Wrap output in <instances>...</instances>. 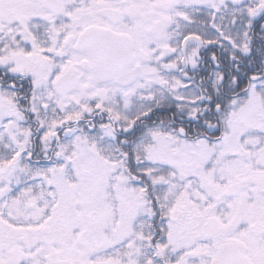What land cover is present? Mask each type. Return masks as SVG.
<instances>
[{
    "label": "snow or ice",
    "instance_id": "obj_1",
    "mask_svg": "<svg viewBox=\"0 0 264 264\" xmlns=\"http://www.w3.org/2000/svg\"><path fill=\"white\" fill-rule=\"evenodd\" d=\"M0 264H264V0H0Z\"/></svg>",
    "mask_w": 264,
    "mask_h": 264
}]
</instances>
